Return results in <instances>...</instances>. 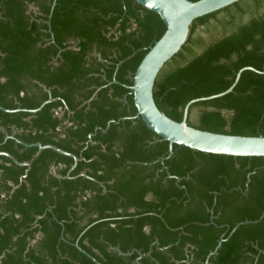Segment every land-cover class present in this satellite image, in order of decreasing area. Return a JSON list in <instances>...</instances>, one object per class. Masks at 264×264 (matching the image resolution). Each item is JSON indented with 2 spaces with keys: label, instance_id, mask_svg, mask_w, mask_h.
I'll use <instances>...</instances> for the list:
<instances>
[{
  "label": "trees",
  "instance_id": "obj_1",
  "mask_svg": "<svg viewBox=\"0 0 264 264\" xmlns=\"http://www.w3.org/2000/svg\"><path fill=\"white\" fill-rule=\"evenodd\" d=\"M164 32L135 0H0V264H204L221 240L209 264H264V158L169 156L137 117L132 77ZM245 68L264 71V0L195 21L155 103L181 122ZM187 123L264 137V74L243 72Z\"/></svg>",
  "mask_w": 264,
  "mask_h": 264
},
{
  "label": "water",
  "instance_id": "obj_2",
  "mask_svg": "<svg viewBox=\"0 0 264 264\" xmlns=\"http://www.w3.org/2000/svg\"><path fill=\"white\" fill-rule=\"evenodd\" d=\"M242 0H135L144 9L159 16L165 25L162 37L150 48L136 72L129 87L133 96V103L137 110V117L163 141L169 144V156L173 153V146L188 148L194 152L204 154L223 155L231 157H263L264 137H243L225 134H216L201 131L188 125L189 109L192 105L221 98L233 91L241 75L245 71L264 74L254 68H245L236 74L235 83L224 93L189 102L183 111V119L176 122L159 110L154 100V87L162 69L169 63L188 43L193 24L198 19L222 11ZM46 104V103H45ZM37 110L31 111L36 113ZM3 111L5 109L1 108ZM39 152L45 149L62 154L65 153L55 146H42L36 144ZM38 152V153H39ZM75 159V158H74ZM165 159H162V162ZM27 164H23L26 166ZM222 240L216 249L209 254L204 264H209L211 257L217 254ZM121 255H124L121 253Z\"/></svg>",
  "mask_w": 264,
  "mask_h": 264
},
{
  "label": "flooded vegetation",
  "instance_id": "obj_3",
  "mask_svg": "<svg viewBox=\"0 0 264 264\" xmlns=\"http://www.w3.org/2000/svg\"><path fill=\"white\" fill-rule=\"evenodd\" d=\"M26 14L27 15H29V16H31L32 18H33V20H36L37 22H40V19L43 17V14L41 13V10L38 8V7H36L34 4H29L28 5V10H27V12H26ZM50 44V42H48L46 45H49ZM68 44H70V47H69V49H75V42L74 41H72V40H70V41H68ZM0 54H1V52H0ZM2 55V54H1ZM58 58L60 57L59 55L57 56ZM53 58L52 59V61H51V63L50 64H52V65H54V66H58V58ZM90 57H93V58H96L100 63H104V61L102 60V58H101V56H100V54H98L95 50L93 51V53L90 55ZM6 81V79L5 78H1V82H5ZM34 83H36L37 84V82L36 81H34ZM23 95V94H22ZM59 112H61V110L59 111H57V115L59 116V117H61V115H62V113H60L59 114ZM18 142V141H17ZM56 170H57V168H52V173L53 174H56ZM86 222L87 221H84L83 222V224H86ZM37 238H38V236H37ZM36 242V240L34 241V243ZM33 243V244H34ZM135 264H140L139 263V261L137 260V262L135 263Z\"/></svg>",
  "mask_w": 264,
  "mask_h": 264
}]
</instances>
